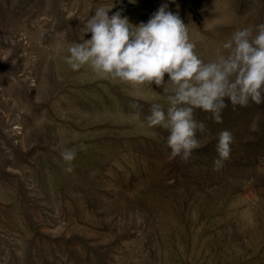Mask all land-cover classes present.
Wrapping results in <instances>:
<instances>
[{
	"label": "rangeland",
	"instance_id": "1",
	"mask_svg": "<svg viewBox=\"0 0 264 264\" xmlns=\"http://www.w3.org/2000/svg\"><path fill=\"white\" fill-rule=\"evenodd\" d=\"M112 3L134 25L167 4L205 62L264 23V0H0V264H264V103L226 101L222 123L195 110L203 146L169 160L168 133L145 121L167 108L162 87L65 62ZM223 130L234 142L214 170Z\"/></svg>",
	"mask_w": 264,
	"mask_h": 264
},
{
	"label": "clouds",
	"instance_id": "2",
	"mask_svg": "<svg viewBox=\"0 0 264 264\" xmlns=\"http://www.w3.org/2000/svg\"><path fill=\"white\" fill-rule=\"evenodd\" d=\"M101 5L87 20L80 41L67 48L65 62L73 71L87 65L97 76L132 87L155 84L166 94V104L152 103L145 117L149 128H160L168 135L169 160L188 161L203 145L197 133L206 125L194 118L195 110L211 113L222 123V110L231 105L247 107L264 103V23L237 28L208 62L196 53L189 29L178 14L161 5L146 23L132 24L120 11L111 16L113 7ZM85 33L91 38L85 40ZM167 74V81L165 75ZM139 120L137 112L133 116ZM214 170L231 153L233 134L223 130L217 136ZM73 171L76 151L59 152Z\"/></svg>",
	"mask_w": 264,
	"mask_h": 264
}]
</instances>
